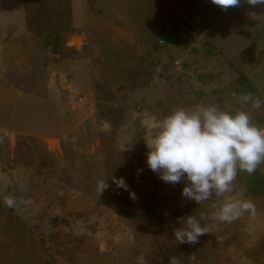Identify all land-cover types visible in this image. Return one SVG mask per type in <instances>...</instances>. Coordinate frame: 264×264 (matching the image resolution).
<instances>
[{"label":"rangeland","instance_id":"obj_1","mask_svg":"<svg viewBox=\"0 0 264 264\" xmlns=\"http://www.w3.org/2000/svg\"><path fill=\"white\" fill-rule=\"evenodd\" d=\"M30 2L0 7V264H264V164L238 172L233 192L196 204L181 195L186 182L165 183L145 162L157 122L177 108L242 110L264 128V106L233 96L259 87L249 70L264 60V6L108 0L128 25L105 32L95 23L102 13L93 26L43 35L39 24L36 34L25 27L36 19L31 9L23 16ZM102 180L109 187L99 193ZM231 196L254 213L213 220ZM189 215L208 234L179 244L177 218Z\"/></svg>","mask_w":264,"mask_h":264},{"label":"clouds","instance_id":"obj_2","mask_svg":"<svg viewBox=\"0 0 264 264\" xmlns=\"http://www.w3.org/2000/svg\"><path fill=\"white\" fill-rule=\"evenodd\" d=\"M211 4L227 11L238 7L241 0H210ZM256 7L264 6V0H244ZM233 96L250 104L252 110L261 108L264 100L252 94ZM156 132L146 144V165L159 179L169 184L186 182L181 195L200 204L213 197L231 193L238 172L252 175L264 164V128L252 123L248 112L223 111L215 105H195L190 109L177 108L157 122ZM107 181V180H106ZM102 180L98 191L102 193L109 184ZM113 183L127 191L123 178ZM135 198L134 193H130ZM251 201L231 196L212 214L218 222L231 223L244 213H254ZM180 227L173 230L179 244L194 245L208 234L207 228L193 215L177 218Z\"/></svg>","mask_w":264,"mask_h":264},{"label":"crops","instance_id":"obj_3","mask_svg":"<svg viewBox=\"0 0 264 264\" xmlns=\"http://www.w3.org/2000/svg\"><path fill=\"white\" fill-rule=\"evenodd\" d=\"M2 1L3 0H0V7L3 5V4H1ZM86 1L87 2L89 1L92 3V6H90V8L85 7ZM98 1L99 0H69L68 2L70 3V7H69L68 2H67L68 6H67V8H64L66 0H34L33 3L32 2L27 3V6H26V4H24L25 6L22 7L24 12H25V14L23 16L26 17L27 16L26 13H27L28 9H31L35 18H36V19H32V20H30V19L25 20V23L27 25L26 26L24 25V26L27 27V31H31L32 33L36 34L35 30L32 28H34L35 25L39 24L42 27V29L44 30L43 35H45V34H48V32H46V31H47V28L49 29L50 26L60 27L63 29L62 26L65 27V25H69L70 27L74 28V26H77L78 23H79V25L83 24L85 27H87L86 26L87 23L90 24L91 26H93L95 23L96 24L98 23V24L105 26V32H106V30H109L110 32L113 33L114 30L107 28V26L108 27L109 26L114 27V26H124V25L129 24V21H131L130 20L131 16H129L128 14H122V12H118L117 11L118 8L114 7L111 4H107L108 0L106 2H101V3H98ZM56 3H57V5H56ZM5 4H6V2H5ZM80 7H82V9H83V15L81 12V16H80V10H81ZM69 8H71V9H69ZM66 9L68 10V12L66 11ZM54 12L56 14V17H55V19H52V14ZM66 13H67V15H66ZM102 13H104V17L107 18L106 21H102L103 23L95 22L93 24L91 21L94 22V21L100 20ZM114 20H115V23H114ZM42 24H45V25H42ZM28 26H29V28H28ZM46 37H48V36H46ZM94 41H96V40L94 39ZM94 41L93 40L91 41L90 48H92V49L96 48L97 50H100L99 47L97 46V44H98L97 41L95 43H94ZM50 48L52 49V47H50ZM53 50H55V49H53ZM217 53H219V52H217ZM263 63H264V60H260V64H259V61H256L255 65H257V68L252 66V68H250V70H249L251 73H254V75H255V73L260 74V81L258 82V85H257V86H259L258 88H260V89L257 88V91H254V93L252 91V93H253L254 97H259L262 100H264V96H261L262 89L264 88V73L259 71V67ZM238 72H242V70L239 69ZM219 86H223V85L220 84ZM219 86H216L215 88H213V90L217 89ZM219 92L220 91H218V93ZM262 106H264V105H262Z\"/></svg>","mask_w":264,"mask_h":264},{"label":"trees","instance_id":"obj_4","mask_svg":"<svg viewBox=\"0 0 264 264\" xmlns=\"http://www.w3.org/2000/svg\"><path fill=\"white\" fill-rule=\"evenodd\" d=\"M221 86H219L215 91L216 93L215 94H218V91H220L222 88H220ZM233 90V89H232ZM215 94H213L214 96H216ZM158 99V98H157ZM158 101H160V99H158ZM164 111V110H163ZM170 113V112H169Z\"/></svg>","mask_w":264,"mask_h":264}]
</instances>
